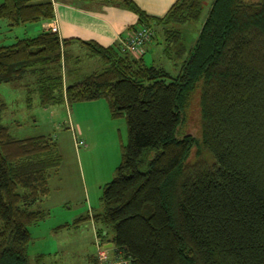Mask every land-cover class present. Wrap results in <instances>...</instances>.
I'll return each mask as SVG.
<instances>
[{"label": "trees", "instance_id": "16d2710c", "mask_svg": "<svg viewBox=\"0 0 264 264\" xmlns=\"http://www.w3.org/2000/svg\"><path fill=\"white\" fill-rule=\"evenodd\" d=\"M118 1L137 13V26L159 25L176 53L184 49L179 24L199 19L204 2L175 0L155 16ZM53 15L52 0L0 1L10 25ZM69 39L44 28L0 42V83L38 73L33 89L42 106L105 98L111 115L126 119L127 141L102 188V210L64 225L101 223L96 235L130 264H264V0H210L176 72L120 43L81 39L104 66L64 85L57 64ZM196 92L200 138L181 127ZM5 106L0 100V264H45L43 253L28 256V225L47 214L34 205L48 193L59 155L43 134L13 136L2 121ZM197 142L210 163L186 161Z\"/></svg>", "mask_w": 264, "mask_h": 264}, {"label": "rangeland", "instance_id": "374dc122", "mask_svg": "<svg viewBox=\"0 0 264 264\" xmlns=\"http://www.w3.org/2000/svg\"><path fill=\"white\" fill-rule=\"evenodd\" d=\"M209 3L210 0H204L199 19L179 24L183 34L180 41L187 49L196 39ZM40 22L19 23L9 28L6 18L0 17V42L10 43L17 36L35 35ZM161 36L164 39L163 34L158 32L156 39ZM165 45L163 41L164 51L156 53V63L176 72L184 55L168 51ZM152 57L150 50L145 56L146 63L150 64ZM102 65L96 68L101 69ZM92 69L95 68L86 67L84 70ZM36 75L38 73L30 72L20 81L0 83V100L3 99L6 105L2 121L8 125L11 134L15 137L42 134L50 137L59 155L58 165L50 168L51 192L43 199L49 206V214L28 225L31 235L28 256L32 261L37 253H43L45 264H94L90 257L96 255L95 231L103 225L95 223L92 218L70 223L69 226L60 223L65 220L72 222L78 215L102 210V188L115 174L121 160V145L127 141L126 119L123 115L112 116L105 98L73 101L70 105L55 103L42 106L37 90L33 89ZM27 81L31 83L26 86L23 83ZM183 115L182 130L200 138L198 92L192 96ZM75 133L77 136H74ZM76 138H82L85 143L76 144ZM186 161L208 164L211 158L203 145L197 142ZM104 227L110 235L113 233L112 226Z\"/></svg>", "mask_w": 264, "mask_h": 264}, {"label": "crops", "instance_id": "0c3cea01", "mask_svg": "<svg viewBox=\"0 0 264 264\" xmlns=\"http://www.w3.org/2000/svg\"><path fill=\"white\" fill-rule=\"evenodd\" d=\"M133 1L146 13L155 16H161L167 11V9L175 0ZM52 2L54 5V15L50 19H41L38 30L40 31L44 28H49L51 22L53 20H56V32L59 37L61 39L70 38L64 45H62L60 64H57L63 74L64 85L68 83V80L72 81L73 79H76L93 70H99V68L96 67H99V64H103V59L101 58V56L92 53L81 42V39H92L102 45L121 43L122 39H124L128 35V33H130L134 29V27L137 26V13L123 6L118 0H52ZM6 23L9 28L14 26L9 24L8 19H6ZM154 26L155 33L146 42L144 50L141 52L129 53L133 57L137 58L142 56L144 58V61L146 62L147 59L145 58V56L147 52H150V50H152L153 57L151 59V63L157 64L155 55L158 52H162V49L164 51V48H162L164 39L162 36L156 39L157 33L160 32V28L159 25ZM35 29L36 25L33 26V30ZM22 36L26 35L17 36L16 38ZM187 50V46L184 45V49L179 53V56L185 55V51ZM103 66L104 64L102 65V67ZM86 67L95 69L85 71L84 69ZM102 67L100 68L102 69ZM61 103H64L66 105L68 104L66 101ZM51 177L52 174L49 175L48 184H50ZM50 192L51 188L49 187L48 193L41 197L34 205V207L43 208L47 211V214L44 218L48 216L50 209L49 206L45 205L46 203L43 201V199ZM65 221L69 222L67 220ZM66 222L60 223V225L67 226L64 225ZM108 236H111L110 233L108 234ZM109 242L110 241L106 240L104 241V244L107 246L110 254H113V243L112 245L108 246ZM90 259L94 262V264L100 263L95 255H92Z\"/></svg>", "mask_w": 264, "mask_h": 264}, {"label": "built area", "instance_id": "2783aa9c", "mask_svg": "<svg viewBox=\"0 0 264 264\" xmlns=\"http://www.w3.org/2000/svg\"><path fill=\"white\" fill-rule=\"evenodd\" d=\"M51 31H57L56 20H53L49 26ZM155 33V28L152 25L141 24L128 33V35L122 39L120 46L122 49L128 52H141L144 50V46L148 39H150ZM74 136H77L75 133ZM76 144H82L83 139L76 138ZM96 244V256L100 264H130L128 258L123 257L122 255H117L113 252L110 254L107 246L104 244V241L97 236L95 240Z\"/></svg>", "mask_w": 264, "mask_h": 264}, {"label": "water", "instance_id": "95a60500", "mask_svg": "<svg viewBox=\"0 0 264 264\" xmlns=\"http://www.w3.org/2000/svg\"><path fill=\"white\" fill-rule=\"evenodd\" d=\"M112 245V241L109 242L108 246Z\"/></svg>", "mask_w": 264, "mask_h": 264}]
</instances>
